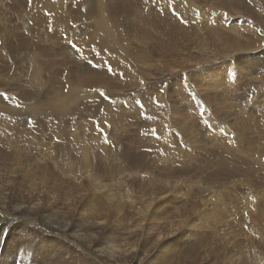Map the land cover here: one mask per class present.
Segmentation results:
<instances>
[{"label": "rangeland", "instance_id": "374dc122", "mask_svg": "<svg viewBox=\"0 0 264 264\" xmlns=\"http://www.w3.org/2000/svg\"><path fill=\"white\" fill-rule=\"evenodd\" d=\"M49 1L0 4V42L32 43L9 49L13 55L0 43V109L22 110L17 121L32 138L17 150L0 146V264H109L119 254L134 264L147 242L133 239L131 228L149 219L165 221L156 229L165 240L140 264H264V0H182L196 12L188 20L164 0H133L145 13L161 7L171 15L166 48L157 46L162 32L155 38L152 26L138 28V9L124 10L127 0H103L116 37L137 56L126 60L128 72L91 42L100 0H61V12ZM145 29L150 36L141 40ZM144 48L146 64L138 58ZM61 96L75 102L58 115L48 105ZM32 97L42 107L30 113L19 103ZM99 218L108 221L103 232L95 230ZM131 244L137 252L129 255Z\"/></svg>", "mask_w": 264, "mask_h": 264}, {"label": "bare ground", "instance_id": "6f19581e", "mask_svg": "<svg viewBox=\"0 0 264 264\" xmlns=\"http://www.w3.org/2000/svg\"><path fill=\"white\" fill-rule=\"evenodd\" d=\"M3 1L4 0H0V4H4L3 3ZM32 1V0H31ZM39 1V0H38ZM51 2H52V0H50ZM49 1V2H50ZM58 1V3H57V7L55 8V7H53V5H49V6H47V8L48 9H53V10H55V9H59L60 8V10H58V11H60L61 12V9H62V4L64 3H62L61 4V0H57ZM128 1V5H127V3L124 5V10H126V11H128L127 9H131V12H132V8H137L138 9V12H139V16H140V23H141V25H138L139 27L138 28H140V30H143V28H147V26H152L154 29V31L155 30H157V35L155 36V38H157L158 37V34H159V32H162L161 34H159V36H160V40L157 42V46L158 47H162V48H166V46H167V44L169 43V41L170 40H172V38H171V33L173 32V27L172 26H170V25H168L167 23H166V20L168 19V18H170L171 17V15H169V13H166L161 7H152L151 9H148L147 10V14L145 13V11H143L142 10V8H140V7H137V6H135L134 4H133V0H127ZM150 1V0H149ZM162 1V0H161ZM36 2V1H35ZM59 2H60V5H59ZM151 2H153V1H151ZM227 2V1H226ZM24 3V2H23ZM75 3V2H74ZM164 3L166 4V5H169V6H173L174 8V10H176V11H178V13H180V16H181V19L182 20H188V17H187V15L188 16H190L191 15V13H193V14H196V12H195V10L193 9V7L192 6H190L189 4H188V2H185V1H182V0H178L177 2H172L171 0H164ZM26 4H27V2H26ZM51 4V3H50ZM54 4V3H53ZM97 4V5H96ZM95 5H96V13H99L98 14V16L97 17H95L96 19H95V21H94V23H93V25L92 26H90L91 27V42H94V41H96V39L98 40V42H97V48L99 47V49L101 50V49H103V50H105V52L107 53V55H109L110 57H112L113 59H114V61H115V63L118 65V67L120 68V69H122L123 71L125 70V71H127L126 70V64H125V62H126V60H131V59H135L137 56L135 55V54H133L134 52H133V50L131 49V47H126L127 46V44L126 43H122V41L125 39V37H123L122 35H120L121 37H118V35H117V37H116V32H118L119 31V29H118V26H116L115 24H110V22L108 21V19H107V17H106V12H105V9H106V5H105V3L103 2V0H100L99 2H97ZM153 4V3H152ZM157 4V3H156ZM159 4V3H158ZM157 4V6H159ZM24 5V4H23ZM151 5V4H150ZM155 6V5H154ZM151 7V6H150ZM46 8V11L48 12V11H52V10H48ZM64 8V7H63ZM169 8V7H168ZM45 9V8H44ZM43 9V10H44ZM56 11V10H55ZM93 11H94V9L93 10H91V14H93ZM168 11V10H167ZM40 12H42V9H41V11ZM53 12V11H52ZM95 12V11H94ZM1 14V13H0ZM51 14V13H50ZM56 14V13H55ZM58 15H59V13H57ZM65 14V13H64ZM3 15V14H2ZM40 15H41V13H40ZM39 15V16H40ZM52 15V14H51ZM62 15V14H61ZM61 15H59V17H61ZM83 15V14H82ZM129 15V14H128ZM46 16V15H45ZM63 16V15H62ZM196 16V15H195ZM198 16V15H197ZM201 16V15H200ZM0 17H2V16H0ZM58 17V16H57ZM56 17V18H57ZM64 17V16H63ZM124 17V16H123ZM5 17L3 16V18H0V19H4ZM41 18V17H40ZM52 18H54V17H52ZM52 18H48V20H52ZM55 18V19H56ZM62 18V17H61ZM61 18H60V20H61ZM67 18H68V16H67ZM8 20L10 19V18H7ZM59 18H57L56 20H58ZM91 19V18H90ZM200 19H201V17H200ZM59 20V21H60ZM68 20V19H67ZM67 20L65 21V17H64V19H63V21H65L66 23H67ZM1 21V20H0ZM3 21V20H2ZM7 21V20H6ZM5 21V22H6ZM9 21H11V19L9 20ZM62 21V22H63ZM4 22V21H3ZM52 22H54V20H52ZM64 22V23H65ZM170 22V21H169ZM199 22V21H198ZM263 22V21H262ZM10 23V22H9ZM64 23L62 24V23H57V24H62L63 26H64ZM69 23V22H68ZM67 23V24H68ZM139 23V24H140ZM261 23V22H260ZM5 24V23H4ZM8 24V23H7ZM52 24H54V23H52ZM133 24V23H132ZM233 24L234 23H232V22H229V27L230 26H233ZM50 25V24H49ZM60 25H58V26H60ZM1 26V25H0ZM26 26H28L27 24H26ZM35 26V25H34ZM33 26V27H34ZM66 26V25H65ZM37 27V26H36ZM35 27V28H36ZM39 27V26H38ZM51 27V26H50ZM69 27V26H68ZM149 27V28H150ZM5 28V27H4ZM48 28H49V26H48ZM53 27H51V29H52ZM61 28V27H60ZM65 28V27H64ZM260 28H261V26H260ZM37 29V28H36ZM55 29H56V26H55ZM66 29H68V28H66ZM71 29V28H70ZM73 29V28H72ZM86 29H88V28H86ZM262 29V28H261ZM46 30V29H45ZM57 30V29H56ZM60 30V29H59ZM152 30V31H153ZM28 31V30H27ZM37 31V30H36ZM46 31H48V30H46ZM38 32V31H37ZM39 32H40V30H39ZM41 32H43L42 30H41ZM6 33V32H5ZM29 33V32H28ZM31 33V32H30ZM44 33V32H43ZM48 33V32H47ZM64 33H65V31H64ZM71 33V32H70ZM73 33V32H72ZM85 33H87L88 34V32H85ZM7 34H9V32H7ZM33 34V33H32ZM36 34V33H35ZM39 34V33H38ZM56 34V33H55ZM66 34H67V32H66ZM83 34V33H82ZM141 34H143V36L141 35V40L142 39H144L145 37H147V36H150V33H147V31H146V29L143 31V33H141ZM152 34H153V32H152ZM16 35V34H15ZM42 35V34H41ZM52 35V34H51ZM68 35V34H67ZM71 35V34H70ZM74 35V34H73ZM32 36V35H31ZM35 36V35H34ZM39 36V35H38ZM55 36V35H54ZM56 36H57V34H56ZM15 38H17L15 41H13V42H11V41H8L6 38L5 39H1L2 41L0 42L1 43V45L3 46V49H4V51L6 50V49H8L7 51H9V49H13L15 52H16V50H15V48L17 47V46H19V47H21V48H27L30 44H32L31 42H30V39L29 38H24V37H21V38H19V37H17V36H14ZM40 37V36H39ZM68 37H69V35H68ZM71 37H72V35H71ZM78 37V36H77ZM19 38V39H18ZM40 38H42V40H43V37L41 36ZM52 38V37H51ZM58 38V37H57ZM57 38H55V39H57ZM73 38V37H72ZM129 38V37H128ZM215 38H217V37H215ZM48 39V38H47ZM59 39V38H58ZM79 39V38H78ZM44 40H46L45 39V37H44ZM70 40V39H69ZM74 40V39H73ZM147 40V39H146ZM262 40V39H261ZM38 41V40H37ZM54 41H56V40H54ZM53 41V42H54ZM264 41V40H263ZM48 42H50L49 41V39H48ZM52 42V43H53ZM62 42V41H61ZM144 42V41H143ZM215 42V41H214ZM37 43V42H36ZM35 43V44H36ZM39 43H40V41H39ZM43 43H44V41H43ZM57 43H59V42H57ZM63 43V42H62ZM69 43V42H68ZM79 43V42H78ZM142 43V42H141ZM147 43H148V41H147ZM42 44V43H41ZM45 44V43H44ZM49 44V43H48ZM51 44V43H50ZM61 44V43H60ZM64 44V43H63ZM144 44V43H143ZM241 45H242V43H240ZM245 44V43H244ZM243 44V45H244ZM34 45V44H33ZM39 45V44H38ZM53 45V44H52ZM54 45H56V43L54 44ZM81 45V44H80ZM242 45V46H243ZM36 46V45H35ZM34 46V47H35ZM61 46V45H60ZM147 46V45H146ZM46 47V46H45ZM44 47V48H45ZM53 47V46H52ZM62 47V46H61ZM148 47V46H147ZM31 48L32 47H30V50H31ZM38 48H39V46H38ZM37 48V49H38ZM50 48V47H49ZM96 48V49H97ZM149 48V47H148ZM41 49V48H40ZM56 49V48H55ZM63 49H65L64 47H63ZM69 49V48H68ZM150 49V48H149ZM12 50V51H13ZM33 50H34V48H33ZM36 50V49H35ZM39 50V49H38ZM66 50V49H65ZM72 50V49H71ZM70 50V51H71ZM251 50V49H250ZM19 51V50H18ZM41 51V50H40ZM67 51V50H66ZM69 51V52H70ZM143 51V53H140L139 54V56H138V58H139V60H141V63L142 64H146L148 61H149V56H147V49H143L142 50ZM3 52V51H2ZM35 52H37V51H35ZM52 52H55V50L54 51H52ZM58 52H60V50L58 51ZM58 52H56V53H58ZM64 52V51H63ZM232 52V51H231ZM9 53L11 54V55H13V52L11 53L10 51H9ZM42 53H44V58H46L45 56H49V54H50V52H49V50H47L46 48L45 49H43L42 50ZM62 55L64 54V53H62V51L60 52ZM65 53H67V52H65ZM219 53V52H218ZM222 53V52H221ZM8 54V53H7ZM25 54V53H24ZM36 54V53H35ZM39 54V53H38ZM68 54V53H67ZM66 54V55H67ZM228 54V53H227ZM27 55V54H26ZM29 55V54H28ZM42 54H40V56H41ZM57 55V54H56ZM60 55V54H59ZM218 55V54H217ZM220 55V54H219ZM23 56V55H22ZM231 56V55H230ZM5 58H7L6 56H4ZM26 57V56H25ZM25 57L23 56V58L25 59ZM37 57H39V55L37 56ZM51 57V56H50ZM70 57V56H69ZM143 57H144V60H143ZM8 58H10V57H8ZM13 57L11 56V58L10 59H12ZM22 58V59H23ZM43 58V59H44ZM64 58H65V56H64ZM28 59V58H27ZM65 59H67V57L65 58ZM71 59V58H70ZM1 60H2V58H1ZM151 60V59H150ZM10 61V60H9ZM12 61V60H11ZM10 61V62H11ZM36 61V60H35ZM50 61V60H49ZM67 61V60H66ZM111 61V60H110ZM6 62V61H5ZM4 62V64H6ZM10 62H7V63H10ZM22 62H23V60H22ZM26 62V61H25ZM32 62V61H31ZM30 62V63H31ZM38 62H40L39 61V59L37 60V64H38ZM28 63H29V61H28ZM33 63V62H32ZM31 63V64H32ZM202 63H204V62H202ZM207 63V62H206ZM1 64V63H0ZM35 64V63H34ZM33 64V65H34ZM169 64V63H168ZM192 64V63H191ZM32 65V66H33ZM39 66H40V64H38ZM110 65V64H109ZM167 65V64H166ZM187 65V64H186ZM225 65V64H224ZM32 66L31 67H29V68H32ZM36 66V65H35ZM35 66H34V70H35ZM38 66V67H39ZM168 66V65H167ZM181 66V65H180ZM179 66V67H180ZM201 66V65H200ZM1 67V66H0ZM3 67H5V66H3ZM37 67V68H38ZM43 67V66H42ZM163 67V66H162ZM178 67V66H177ZM178 67V68H179ZM210 67V66H209ZM223 67V66H222ZM129 68V67H128ZM155 68H158V67H155ZM177 68V69H178ZM204 68H205V66H204ZM4 69V68H3ZM3 69H1V70H3ZM33 69V68H32ZM40 70H42L41 69V67L39 68ZM39 69H38V71H39ZM135 69V68H134ZM203 69V68H202ZM217 69V68H216ZM130 70V69H129ZM165 70H167V69H165ZM170 70V69H169ZM169 70H167V72L169 71ZM173 70V69H172ZM178 70H180V69H178ZM208 70H209V68H208ZM211 70V69H210ZM32 71V70H31ZM38 71H36V72H38ZM202 71H205V70H202ZM214 71V70H213ZM35 72V71H34ZM35 72V73H36ZM40 72V71H39ZM38 72V73H39ZM128 72V71H127ZM172 72H174V70L173 71H171V74H172ZM3 72H1L0 71V74H2ZM34 73V74H35ZM30 74H32V73H30ZM146 74V73H145ZM169 74H170V72H169ZM175 74V73H174ZM217 74V73H216ZM36 75H39V74H37L36 73ZM155 75V74H154ZM207 75V74H206ZM232 75V79L234 78L233 76V74H231ZM235 75H236V73H235ZM32 76H33V74H32ZM170 76V75H169ZM241 76V75H240ZM35 77V76H34ZM140 77V76H139ZM221 77V76H220ZM47 78V77H46ZM145 78V77H144ZM40 79H42L41 77H40ZM49 79V78H48ZM79 79H80V77H79ZM79 79H77V80H79ZM215 79V78H214ZM232 79L230 80V81H232ZM4 80V79H3ZM208 80V79H207ZM206 80V81H207ZM39 81V80H38ZM90 81V83H88ZM133 81V80H132ZM41 82H43V80L41 81ZM49 82V81H48ZM73 82V81H72ZM78 82V81H77ZM88 84H90V86H91V79H89L88 80ZM104 82V81H103ZM108 82V81H107ZM201 82V81H200ZM210 82H212V81H210ZM215 82V81H214ZM213 82V83H214ZM44 83V82H43ZM70 83V82H69ZM79 83V82H78ZM220 83V82H219ZM73 84V83H72ZM203 85V84H202ZM214 85H217V84H214ZM53 86V85H52ZM55 86V85H54ZM53 86V88L55 89V87ZM221 86V85H220ZM41 86H39V88H40ZM213 87V86H212ZM215 87V86H214ZM217 88H218V86H217ZM216 88V89H217ZM212 89V88H211ZM214 89V88H213ZM219 89V88H218ZM217 89V90H218ZM38 90V89H37ZM37 90H35V91H37ZM77 90V89H76ZM80 90V89H79ZM39 91V90H38ZM48 91V90H47ZM51 91H53V90H51ZM204 91V90H203ZM30 92H32V91H30ZM56 92V91H55ZM76 92V91H75ZM79 92V91H78ZM32 93H34V92H32ZM50 93V92H49ZM81 93V92H80ZM179 93V92H178ZM37 94V93H36ZM62 94V93H61ZM64 94V93H63ZM85 94V93H84ZM55 95H59V93L58 94H55ZM71 95V94H70ZM75 95L76 94H73V96L75 97ZM78 95V94H77ZM29 96V95H28ZM44 96V95H43ZM46 96H48V95H46ZM63 96H65V95H63ZM68 96V95H67ZM62 97V96H61ZM37 98V97H36ZM76 98V97H75ZM80 98V97H79ZM16 100H19L18 98H15ZM28 100H29V98H27ZM30 99H32V101H28V102H21V103H19V104H21V107L22 106H24L25 105V109H27V110H25V111H28V112H30V113H33V112H36V111H38L39 109L41 110V104L35 99V100H33V97L32 98H30ZM77 99V98H76ZM89 99V98H88ZM143 99V98H142ZM89 100H91V99H89ZM46 101V100H45ZM52 104L51 105H48V106H50L49 107V109L48 110H50V108H51V106L53 105V107H52V111L55 113V112H57V114L58 115H60L61 113H67L68 111L70 112V109H71V100H66L65 98L63 99V97L62 98H58V97H54L53 99H52ZM75 102V101H74ZM74 102H72V103H74ZM39 103V104H38ZM46 103V102H45ZM142 103H143V101H142ZM141 103V104H142ZM50 104V103H49ZM202 104V103H201ZM44 105V104H43ZM76 105V104H75ZM71 106V107H70ZM154 106V105H153ZM153 106H151L152 108H153ZM21 107H18V108H21ZM76 107V106H75ZM23 108V107H22ZM21 108V109H22ZM45 108H47V106H44V109ZM135 108V107H134ZM150 108V107H149ZM17 109V108H16ZM16 109H14V108H2V109H0V113L2 114V115H4V118L5 119H3V123H1L0 124V146L1 147H3V148H8V149H11V148H14V150H17V148H19L18 147V143L21 141V138H25L24 140H26L27 138H29V139H32L31 137H29V135H30V133H27V131H26V129H25V124L26 123H24V124H21L20 123V121H17L20 117H19V115L23 112L22 110H16ZM136 109V112H137V108H135ZM164 109V108H163ZM43 110V109H42ZM47 110V109H46ZM117 110V109H116ZM151 109H149V111H150ZM153 110V109H152ZM157 110V109H156ZM45 111V110H44ZM43 111V112H44ZM73 111H74V109H73ZM77 111V110H76ZM51 112V111H50ZM152 112V111H151ZM42 113V112H41ZM47 113H49V112H47ZM138 113V112H137ZM148 113V112H147ZM161 114H162V112H160ZM133 114V113H132ZM46 115V114H45ZM49 115V114H48ZM62 115H64V114H62ZM66 115V114H65ZM71 115V114H70ZM134 115V114H133ZM34 116V115H33ZM32 116V117H33ZM40 116V115H39ZM122 116V114L120 115V117ZM124 116V115H123ZM130 116V115H129ZM164 116V115H163ZM31 117V118H32ZM53 117V116H52ZM169 118V117H168ZM157 119V118H156ZM162 119V118H161ZM5 120V121H4ZM173 120V119H172ZM165 122V121H164ZM169 122V121H168ZM175 124V123H174ZM47 126V125H46ZM173 126V125H172ZM19 128H22V129H20V131L21 130H23V134H22V136L21 137H18L17 136V132L19 131ZM27 128V127H26ZM79 128V127H78ZM30 129V128H29ZM77 130V129H76ZM78 131V130H77ZM22 132V131H21ZM48 132V131H47ZM20 133V132H19ZM26 135H27V137H26ZM34 139V138H33ZM23 141V140H22ZM174 140H172V138L170 137H167V144L171 147V149L170 150H173L172 149V145H173V142ZM239 141V143H240V146H239V148H238V152L239 153H242V152H244L245 151V147L241 144L243 141L241 140V139H239L238 140ZM38 142V141H37ZM89 142V141H88ZM78 143V142H77ZM86 146V145H85ZM100 146V145H99ZM93 147H97V146H93ZM101 147V146H100ZM80 148V150H81V152H83V153H81L80 152V154H85V155H87V151L90 149H92V147L91 146H88V147H79ZM226 149L227 151H229V149H227L228 147L226 146V145H223V149ZM94 149V148H93ZM167 149V148H166ZM165 149V150H166ZM69 150V149H68ZM77 150H79V149H77ZM168 150V149H167ZM2 151V150H1ZM94 151H95V149H94ZM263 151H264V148H263ZM262 151V152H263ZM171 152V151H170ZM79 153V152H78ZM69 154V153H68ZM161 154V153H160ZM182 154H185V153H180V155H182ZM76 155V154H75ZM162 155V154H161ZM73 157V156H72ZM174 157V156H173ZM86 158V157H85ZM116 161V160H115ZM60 162V161H59ZM39 163V162H38ZM91 183V182H90ZM159 188V187H158ZM164 193V192H163ZM161 194V193H160ZM147 198V197H146ZM254 206H256V205H254ZM257 207V206H256ZM32 208H34V207H32ZM70 208V207H69ZM71 208H72V206H71ZM70 211V210H69ZM65 213V212H64ZM62 215V214H61ZM89 215V214H88ZM6 216V215H5ZM64 218L65 217H67V216H63ZM88 217V216H87ZM7 218V217H6ZM68 218V217H67ZM32 219V218H31ZM35 219V218H34ZM63 220V219H62ZM66 220V219H65ZM65 220H64V222H65ZM60 222V221H59ZM63 222V223H64ZM62 222H60L59 223V225H55V224H53V228L54 229H56V230H53L52 229V231L51 232H53V233H55V234H58V232H57V230H60V227L59 226H64V224H61ZM55 225V226H54ZM61 228H63V227H61ZM62 232L63 233H65V230H64V228H63V230H62ZM24 237H25V235H24ZM26 238V237H25ZM43 241H45V240H42V242ZM18 244H16V246H17ZM86 246V245H85ZM133 245L131 244V247H132ZM86 251H88V252H90L91 253V250H92V243H91V241L89 242V244L87 245V248H84ZM13 253L11 254L12 256H14V259H15V261H16V259H17V257H16V255H14V253H15V249H13V251H12ZM168 254V253H167ZM164 260V259H163ZM167 260V259H166ZM124 261H125V255L124 254H119V255H113V256H111V258L108 260V262H109V264H123L124 263ZM164 264V263H163Z\"/></svg>", "mask_w": 264, "mask_h": 264}, {"label": "snow or ice", "instance_id": "6c2138e0", "mask_svg": "<svg viewBox=\"0 0 264 264\" xmlns=\"http://www.w3.org/2000/svg\"><path fill=\"white\" fill-rule=\"evenodd\" d=\"M31 3V0H29ZM70 47L76 51L77 53L80 51L78 45L73 42L69 41ZM143 83V81H141ZM6 93H0V97H5ZM108 224V221L104 218H99L96 220V225L99 226L95 230L99 232L104 231V227ZM165 221L162 219L160 224L152 223L150 219L148 220L147 224L139 225L137 227L131 228V234L132 238H143V241H146L147 243L142 246V243L139 247L138 254L133 258L134 264H140V258L141 256L145 257L146 260L150 255L157 249V247L161 244L162 241L165 240L164 235H159L156 231L159 227H164ZM132 252H137L136 248L129 246V255H131Z\"/></svg>", "mask_w": 264, "mask_h": 264}]
</instances>
